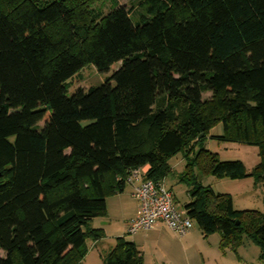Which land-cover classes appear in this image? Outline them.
Instances as JSON below:
<instances>
[{"label":"trees","instance_id":"trees-1","mask_svg":"<svg viewBox=\"0 0 264 264\" xmlns=\"http://www.w3.org/2000/svg\"><path fill=\"white\" fill-rule=\"evenodd\" d=\"M141 8L138 21L122 6L80 21L75 0H0V264H84L89 239L102 264H143L134 242L106 248L91 223L132 171L161 182L179 153L201 234L233 250L246 237L264 262V212L238 211L193 171L264 184V0ZM87 65L110 76L68 97ZM218 123L222 141L257 146L260 164L196 151Z\"/></svg>","mask_w":264,"mask_h":264},{"label":"rangeland","instance_id":"rangeland-1","mask_svg":"<svg viewBox=\"0 0 264 264\" xmlns=\"http://www.w3.org/2000/svg\"><path fill=\"white\" fill-rule=\"evenodd\" d=\"M144 0H91L88 3L87 0H75L76 12L78 14V20L89 21L92 15L107 14L109 11L115 9L118 6L125 7L128 11H131V15L134 21H138L141 18V14L145 11L141 8V3ZM121 64L117 66L119 68ZM109 74H100L96 67L93 65H87L81 72L74 76L69 81L68 97L72 96L76 90L86 89L90 87L102 85ZM204 100H208L212 97L211 93H203ZM40 128L43 124H40ZM225 134L223 123H218L213 126L208 134L202 138V142L198 145L196 151H200L201 147L210 153L217 154V157L221 161H242L248 168H255L261 162V156L259 155V149L257 146L251 144L234 143L229 141H222L221 137ZM200 140V138H199ZM170 164L173 168L172 173L166 178V185L172 191L175 197V207L181 211L191 201L189 190L191 186L188 184L187 177L183 180V176L187 170V163L183 159V154L179 153L170 158ZM194 176L197 178L198 183L205 187H210L217 194H229L234 198L236 209H250L264 212V184L259 185L254 179L255 186L243 185V179L233 180L231 178H217L213 174L208 175L200 171L198 167L193 168ZM111 198V196L109 197ZM106 215L96 218L91 223V227L95 229H103V233L106 237L108 244H105L107 248L110 243L115 244L119 233H123L119 225H114L112 228H106L107 235L101 224L102 221L107 222ZM141 233L138 235L142 236ZM123 235V234H121ZM133 235H126L124 237L129 240L134 239ZM221 235L219 233L205 238L197 225L189 231V234L185 239L190 240V250L187 254L181 252V256L178 255L174 259V263L177 264H264L261 261L260 247L249 240L243 239V244L237 250H233L231 247L223 249L220 246ZM182 237V236H181ZM141 240V239H140ZM144 241V240H143ZM93 241L89 239L87 242L89 246V254L87 255L84 264H102L99 251L100 247H94ZM141 249V247H140ZM143 254L144 264H157L156 259L162 260L164 258V252L152 248L147 250L141 249Z\"/></svg>","mask_w":264,"mask_h":264},{"label":"crops","instance_id":"crops-1","mask_svg":"<svg viewBox=\"0 0 264 264\" xmlns=\"http://www.w3.org/2000/svg\"><path fill=\"white\" fill-rule=\"evenodd\" d=\"M245 167L250 171L252 170L251 168H248L246 164ZM145 169L148 171L149 167L147 166L145 167ZM242 182L244 183L243 185L255 186L253 178L251 177L249 179H243ZM107 201H108L107 212H106L107 222L102 221L103 224H101L104 228L105 234L107 235L106 228L108 229V228H112L114 225H119L123 233H119V235H117L116 238L124 237L128 235V228H129L128 223L138 215V207H139L138 201L133 198V187L126 184L123 193H115L112 195L111 198H108ZM234 206H235V201H234ZM245 210H250V209H245ZM181 211H185V210L181 209ZM141 233L144 234L138 237V235ZM133 236L134 239H132L131 241L136 244L138 249H140L141 247V249L144 250H147V248H152V249L154 248L156 250L159 249L161 251H165L164 252L165 256L162 260L156 259L157 264H175L174 259L177 257L178 260V255L181 256V252L187 254V252L191 248L190 240H187L185 239V237H181L180 235L175 234L173 231L169 229V227L165 223H160L148 231H140L138 234ZM92 243L94 247L96 248L98 247L97 244H95L94 242ZM99 256H100V251H99Z\"/></svg>","mask_w":264,"mask_h":264},{"label":"built area","instance_id":"built-area-1","mask_svg":"<svg viewBox=\"0 0 264 264\" xmlns=\"http://www.w3.org/2000/svg\"><path fill=\"white\" fill-rule=\"evenodd\" d=\"M147 172L145 167L137 168L126 179V184L133 187V198L139 203L138 215L128 223V234L136 235L165 223L175 234L186 237L195 222L186 211L175 207V197L165 180L158 183L148 180Z\"/></svg>","mask_w":264,"mask_h":264}]
</instances>
